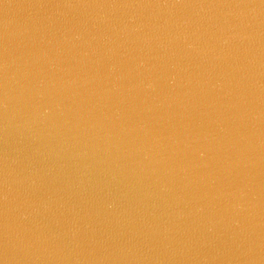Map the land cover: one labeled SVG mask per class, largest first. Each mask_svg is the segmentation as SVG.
<instances>
[{
  "label": "water",
  "instance_id": "water-1",
  "mask_svg": "<svg viewBox=\"0 0 264 264\" xmlns=\"http://www.w3.org/2000/svg\"><path fill=\"white\" fill-rule=\"evenodd\" d=\"M0 264H264V0H0Z\"/></svg>",
  "mask_w": 264,
  "mask_h": 264
}]
</instances>
